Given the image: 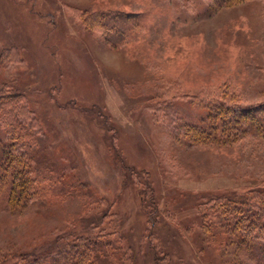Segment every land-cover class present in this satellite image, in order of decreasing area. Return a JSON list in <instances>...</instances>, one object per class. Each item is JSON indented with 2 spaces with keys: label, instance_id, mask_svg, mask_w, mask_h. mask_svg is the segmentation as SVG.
I'll return each instance as SVG.
<instances>
[{
  "label": "rangeland",
  "instance_id": "1",
  "mask_svg": "<svg viewBox=\"0 0 264 264\" xmlns=\"http://www.w3.org/2000/svg\"><path fill=\"white\" fill-rule=\"evenodd\" d=\"M104 7L142 12L125 44L81 22ZM139 41L142 56H130ZM6 49L0 89L24 94L54 191L82 182L89 197L11 209L0 192V264L26 251L38 256L29 264H72L78 235L94 236L107 264H264L259 239L230 224L237 211L217 209V220L200 205L232 192L264 220V131L192 143L178 130L206 123L191 97L199 87L230 85L241 105L264 103V0H0ZM112 238L122 246L113 254Z\"/></svg>",
  "mask_w": 264,
  "mask_h": 264
},
{
  "label": "trees",
  "instance_id": "2",
  "mask_svg": "<svg viewBox=\"0 0 264 264\" xmlns=\"http://www.w3.org/2000/svg\"><path fill=\"white\" fill-rule=\"evenodd\" d=\"M209 1L214 5H233L242 0ZM142 20L141 11L124 10L120 7L93 8L92 11L85 10L81 14V22L85 28L99 30L102 37L113 45L125 44L127 39L141 27ZM141 47H143L141 41L134 43L129 48L128 54L140 58L142 56ZM7 51L9 50H1L0 59L4 58ZM194 92L191 97L196 104L206 109L207 117L206 123L203 125L193 124L186 126L185 129H178L183 138L189 142L203 143L213 139L233 140L249 131H264V103L255 106L241 105L234 88L224 84L213 86L211 89L199 87L198 91ZM25 99L24 94L18 90L5 87L0 89V192L7 207L19 209L34 203H48L50 198L54 199L62 195H79V193H82L83 197L87 199L89 192L83 188L82 182H78L79 185L70 184L67 189L63 186L58 188V191H54L59 179L57 174L52 175V168L55 169V167L49 161L43 162L41 158H37L35 149L40 145L43 135L37 128L32 111L21 101ZM244 191L249 195L251 193L246 189ZM261 196L264 194L256 196L255 201H260L263 209L264 203L261 201ZM245 198L247 201H243ZM247 198L228 192L222 196L208 197L200 205L210 206L211 210L205 211V214L207 217H216L217 220L220 218V213L216 212L217 209L226 207V213L230 209L237 211L234 222L230 224L234 229L239 227L243 236L248 234L255 240L259 239L258 242L261 243L264 250V220L261 218L252 219L248 214H245L247 211H244L243 206L240 207V205L246 204L249 209L254 205ZM154 209L155 206L152 205L151 210L154 211ZM248 211L252 212L251 209ZM243 214L246 218L243 217ZM228 216L230 215L228 214ZM105 235L109 236L108 233ZM74 238L77 239L75 241L77 245L75 253H73L72 264L112 263L103 258L108 256L107 250L96 247L94 236L78 235ZM111 242L115 244L114 248L109 249L112 250V254L113 250L119 251L122 248L117 238H112ZM101 253L103 257L99 256ZM12 257H15L19 264L33 263L38 258L34 252L30 251L13 253ZM127 263H132L131 256L128 257Z\"/></svg>",
  "mask_w": 264,
  "mask_h": 264
}]
</instances>
